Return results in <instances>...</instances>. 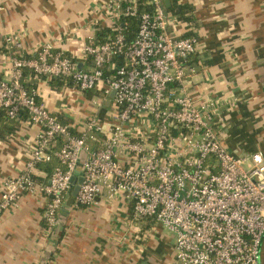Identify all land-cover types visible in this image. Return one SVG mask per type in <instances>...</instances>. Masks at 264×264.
<instances>
[{
	"label": "built area",
	"instance_id": "built-area-1",
	"mask_svg": "<svg viewBox=\"0 0 264 264\" xmlns=\"http://www.w3.org/2000/svg\"><path fill=\"white\" fill-rule=\"evenodd\" d=\"M138 1L105 0L80 53L46 43L34 56L13 58L10 79H0V111L10 120L25 114L39 131L24 172L4 183L0 216L38 193L47 198L45 222L56 229L82 178L71 207L126 199L136 219H153L175 237L174 264H261L264 154L227 151L215 128L219 100L197 95L190 82L197 38L177 35L165 0H147L143 13ZM125 17L140 22L131 42L120 26ZM101 27L115 36L101 43ZM86 61L91 69L81 67ZM26 71L47 84L61 80L66 95L93 93L81 130L39 102L25 86ZM55 157L60 166L45 177L39 166Z\"/></svg>",
	"mask_w": 264,
	"mask_h": 264
},
{
	"label": "crops",
	"instance_id": "crops-1",
	"mask_svg": "<svg viewBox=\"0 0 264 264\" xmlns=\"http://www.w3.org/2000/svg\"><path fill=\"white\" fill-rule=\"evenodd\" d=\"M104 4L0 0V79H10L14 57L34 56L46 43L57 51L80 53ZM179 4L187 8L174 15L175 32L199 42L190 82L197 95L219 100L215 128L223 146L235 156L264 154V0ZM91 66L90 61L81 64L85 70ZM26 84L63 123L76 132L82 129L85 119L69 113L51 84L30 76ZM38 131L26 120L14 134L1 130L0 196L4 183L24 172ZM46 207L45 196L27 193L18 208L0 216V264H174L175 237L153 219H136L126 199L103 196L90 206L65 207L53 230L45 222Z\"/></svg>",
	"mask_w": 264,
	"mask_h": 264
},
{
	"label": "trees",
	"instance_id": "trees-1",
	"mask_svg": "<svg viewBox=\"0 0 264 264\" xmlns=\"http://www.w3.org/2000/svg\"><path fill=\"white\" fill-rule=\"evenodd\" d=\"M179 1L180 0H171L172 5H171L170 10L168 11L169 14L179 15L180 13L181 14L183 13L186 6L180 5ZM146 2H147V0H139L138 1V9H139L140 13H143L145 11H150V7H148L146 5ZM139 25H140V22H139L138 18L125 17L122 19L120 26L122 27L123 33H124L128 42H131L136 37V35L138 33ZM96 36H97V39L101 43H103V42H106L108 40V38L114 37L115 33L111 29L101 27L97 31ZM30 75L31 74L28 71L25 72V78H27ZM31 77H35V76L32 74ZM50 84H51L52 89L59 90L60 87L62 86V81L59 79H57V80L55 79V80H52V82ZM25 86L29 90V85L25 83ZM30 92H32V91H30ZM87 95H88V98L93 97V93H87ZM26 118H27L26 115L21 113L20 116L18 117V119L10 120L6 117V111L1 110L0 111V132H1V130L6 129V131L9 134L16 133L19 130L20 122L25 121ZM57 149H59V148H55L56 151H57ZM59 166H60V162L55 157V158H53L52 162L47 163V164H42L39 166V168L41 170L47 172L48 174H51Z\"/></svg>",
	"mask_w": 264,
	"mask_h": 264
},
{
	"label": "rangeland",
	"instance_id": "rangeland-1",
	"mask_svg": "<svg viewBox=\"0 0 264 264\" xmlns=\"http://www.w3.org/2000/svg\"><path fill=\"white\" fill-rule=\"evenodd\" d=\"M80 61V59L78 60ZM59 94V99L64 103H67L68 109L71 110V114L79 115L82 117V119H87L90 115V104H91V98H88L87 94H84L82 92L78 93H72L71 95H66L65 93L61 92L60 90L56 91ZM107 109H105V113ZM104 113V112H103ZM104 114H102L100 117H102Z\"/></svg>",
	"mask_w": 264,
	"mask_h": 264
},
{
	"label": "water",
	"instance_id": "water-1",
	"mask_svg": "<svg viewBox=\"0 0 264 264\" xmlns=\"http://www.w3.org/2000/svg\"><path fill=\"white\" fill-rule=\"evenodd\" d=\"M165 4H166L167 12H168V10L171 8V1L170 0H165ZM107 106H109V104H107ZM82 181H83L82 178H79V180L77 181L78 184H76L74 190L71 193V197L69 198V200H68V202L66 204L67 208H70L74 204L75 198L78 196V194L80 192V185H81Z\"/></svg>",
	"mask_w": 264,
	"mask_h": 264
}]
</instances>
